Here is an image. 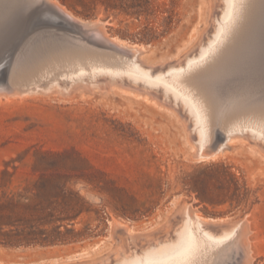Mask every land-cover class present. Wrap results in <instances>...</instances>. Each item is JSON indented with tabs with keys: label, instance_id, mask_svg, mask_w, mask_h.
Masks as SVG:
<instances>
[{
	"label": "rangeland",
	"instance_id": "rangeland-1",
	"mask_svg": "<svg viewBox=\"0 0 264 264\" xmlns=\"http://www.w3.org/2000/svg\"><path fill=\"white\" fill-rule=\"evenodd\" d=\"M51 1L79 22L105 23L108 36L136 47L156 71L197 55L220 7V0ZM53 14L15 40L11 52L44 30L79 35ZM6 17L0 16V34ZM7 54L2 79L11 69ZM73 61L86 64H54L49 77L61 80L76 68ZM87 74L69 80V88L0 92V264H119L175 240L197 212L203 231L213 235L240 226L234 245L214 256V264H247L241 231L250 264H264V134L255 122L240 124L221 152L204 157L199 145L205 149L212 137L201 139L178 104Z\"/></svg>",
	"mask_w": 264,
	"mask_h": 264
},
{
	"label": "bare ground",
	"instance_id": "bare-ground-1",
	"mask_svg": "<svg viewBox=\"0 0 264 264\" xmlns=\"http://www.w3.org/2000/svg\"><path fill=\"white\" fill-rule=\"evenodd\" d=\"M6 1L7 6H2L5 0H0V16L3 13L8 17L11 15L8 27L0 34V76L7 53L12 61L9 77L0 78L1 93L18 95L40 88H67L71 85L69 80L80 81L89 73L91 80L101 77L120 80L145 91L158 92L165 101L178 104L183 114L192 119L201 139L212 137L210 142L206 139L209 146L205 149L199 145L201 156L209 157L221 152L243 122L250 125L255 122L254 129H258L260 135L264 134V0H220L212 34L199 46L197 55L187 58L181 66L168 65L164 69L160 66L157 71L155 66L137 57V51L134 53L136 47L130 48L129 44L108 36L103 21L105 25L79 22L80 19L55 0ZM36 1L41 6H33ZM50 13L69 22L79 35L72 37L69 36L71 33L66 35L44 30L39 36L25 38L23 47L12 53L14 41L22 39L25 33L36 27V21ZM75 59L86 60V64L73 61L77 63L76 68L61 78L67 81H61L59 75L49 77L52 65ZM243 130L240 129L242 133L245 132ZM197 214L191 213L186 217L184 226L174 234L175 240L171 238L142 254L124 257L119 264H214V256L223 255L234 245L229 243L238 235L240 226L230 233L213 235L203 231L205 221ZM239 239L245 245V260L250 264L253 259L250 245L246 244L242 231Z\"/></svg>",
	"mask_w": 264,
	"mask_h": 264
}]
</instances>
